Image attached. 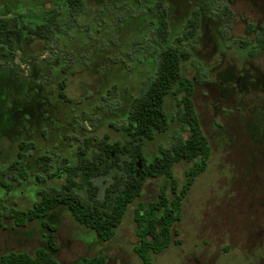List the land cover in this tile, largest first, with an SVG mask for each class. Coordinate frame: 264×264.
<instances>
[{
	"label": "rangeland",
	"instance_id": "rangeland-1",
	"mask_svg": "<svg viewBox=\"0 0 264 264\" xmlns=\"http://www.w3.org/2000/svg\"><path fill=\"white\" fill-rule=\"evenodd\" d=\"M85 1L80 14L82 19L91 20V32L98 25L106 28L100 41L121 34L130 43L136 28H140L138 33L145 30L151 39L156 34L148 16L138 17L131 24L126 12V5L134 9L145 0ZM229 1L164 0L172 39L182 34L184 23L195 7L200 12L204 9L205 16L196 37L183 43L191 56L183 62L182 72L187 78L199 80L193 100L212 154L206 171L196 178L184 199L183 218L175 225L181 243L155 255L152 264H264V199L252 202L255 194H264V191L253 184L246 165L250 159L245 153L258 138L246 135L242 121L259 111L264 98L255 80L258 72L264 71V49L254 45L263 31L246 35L248 24L254 28L262 20L264 23V0ZM58 2L60 0H0V26L9 24L26 35L29 28L45 23L58 12L63 17L68 16V3L59 5ZM227 3L233 13L229 20L222 11ZM108 13L111 17L106 18ZM140 13V8H136L132 14ZM105 21L110 26L106 27ZM80 31L77 28L72 31L78 36L71 42L73 47L81 48L83 43L90 42L86 29ZM240 40L248 44H243L242 48ZM116 50L119 54L126 47ZM151 51L147 49L146 55H151ZM57 52L55 42L49 38H36L24 48L18 46L9 51L0 46V259L10 252L34 255L38 249L48 248L49 229L39 220L27 223L22 213L32 210L40 201V191L62 187L65 174L64 171L58 174L59 165L64 158L76 163L84 137L123 140V133L117 129L126 123L135 95L154 71L148 59H142V64L133 60V68L127 71L120 65L107 64L104 69L100 67L104 71L102 76L108 69L112 73L109 81L105 77L103 82L84 66L77 65L75 74L68 79L67 94L73 100L70 103L58 95L57 82L63 77L60 72L43 67L46 77L38 73L32 78L33 70H38ZM102 60L100 55L91 65L97 66ZM244 71L249 72L255 82L241 92L243 81L238 79ZM45 81L48 82L46 89L38 93L37 85ZM114 84L117 87L113 94L106 96L104 86L112 88ZM165 105L170 126L154 140L147 141L145 152L149 157L189 135L177 118L176 97L169 95ZM89 118L91 122L84 120ZM21 143L27 144L23 149L22 170L9 172L8 167L19 159ZM42 155L53 158L49 172L56 174L54 177H49L41 168ZM190 165L183 161L174 167V175L181 185ZM109 180V177L99 178L95 184L103 191ZM162 184L163 178L146 183L141 198L130 205L115 237L108 242L99 240L94 231L75 221L67 206L53 209L50 221L56 227L58 251L54 255L58 264H84L85 258L97 255H104L108 264H143L134 250L138 244L135 210L140 202L148 204L155 200ZM78 191L85 194L83 190Z\"/></svg>",
	"mask_w": 264,
	"mask_h": 264
},
{
	"label": "trees",
	"instance_id": "trees-1",
	"mask_svg": "<svg viewBox=\"0 0 264 264\" xmlns=\"http://www.w3.org/2000/svg\"><path fill=\"white\" fill-rule=\"evenodd\" d=\"M63 2L69 5L67 17L58 12L45 23L29 28L26 35L21 29L9 24L0 26V46L7 51L18 46L24 48L25 44L32 43L36 38H49L55 42L58 52L52 55V61L46 60L38 70H33V79L38 73L46 77L43 67L60 72L63 77L57 82L58 95L63 101L72 103L73 100L67 94L68 79L75 74L77 65L84 66L103 82L105 77L108 81L110 79L111 71L105 70L106 73L102 76L104 71L100 68H106L107 64L114 67L120 65L127 71L133 68V60L142 64V59H148L154 66V71L144 80L140 91L135 95L126 116V123L117 129L123 133V140L84 137L77 151L76 163L72 164L64 158L62 165H59L58 174L62 171L65 174L62 187H50L40 191V201L32 210L22 213L27 223L39 220L49 229L48 248H40L34 255L28 252H10L1 257L0 264H58L54 255L58 251L53 233L55 227L45 218L60 205L67 206L75 221L94 231L99 240H112L130 205L141 198L146 183L150 179L163 178L158 197L148 204L140 202L134 215L138 237L134 250L143 264H152L155 255L164 252L173 244L181 243L177 238L179 231L175 225L183 218L184 199L196 178L206 171L212 154L210 141L203 132L193 100L195 85L199 80L196 77L187 78L182 72L183 62L191 56L183 43L196 37L200 28L199 15L193 14L184 23L182 34L172 39L164 0H145L142 6H136L141 10L140 15L133 16L136 8L132 9L128 5L126 12L130 16L131 24L138 17L148 16L149 23L154 26L152 31L156 30L152 39L145 30L138 33L140 28H136L130 43L121 34L110 37L108 41H100L103 29L106 28L102 29L98 25L91 32V20L81 18L80 10L86 1L60 0L58 3L60 5ZM225 10L230 13L228 17L231 18L232 13L227 6ZM0 13L1 16L2 12ZM144 13L147 15H143ZM108 17H111L109 13L106 18ZM121 21L124 23L125 20L121 18ZM104 23L106 27L110 26L108 22ZM75 28L80 29V32L86 29L89 35L90 42L86 41L81 48L71 44L78 37L72 34ZM124 45L126 50L118 54L116 49ZM85 47L89 49L86 50ZM147 49H152L149 56L145 53ZM100 55L103 56L101 64L92 66V61ZM47 84L45 81L43 85H37L40 87L37 92L45 90ZM116 87V84L112 88L104 86L106 96H111ZM169 95L176 97L179 107L177 118L189 135L187 138H179L172 147L163 148L159 154L149 157L145 152L147 141L154 140L157 134L166 132L170 126L171 119L165 105ZM84 120L91 122L92 119ZM26 146L25 143L21 144L19 159L8 167L9 172L22 170L21 163L25 158L23 149ZM183 161L191 165L186 169L185 181L181 185L174 175V167ZM52 162L53 158L49 155L39 158V164L49 177L56 175L49 172ZM103 177H109L110 180L102 191L95 184V180ZM78 190H83L85 194ZM84 264L108 262L104 255H97L85 258Z\"/></svg>",
	"mask_w": 264,
	"mask_h": 264
},
{
	"label": "flooded vegetation",
	"instance_id": "flooded-vegetation-1",
	"mask_svg": "<svg viewBox=\"0 0 264 264\" xmlns=\"http://www.w3.org/2000/svg\"><path fill=\"white\" fill-rule=\"evenodd\" d=\"M229 2H231V0ZM200 5L201 4L199 3L198 6H200ZM226 6L228 7V9L232 13V10H231V8H230L228 3H227ZM203 10L204 9H202V11L200 12L199 9H197V7H195L193 9V12L191 13V16L193 14H195V13L199 15L200 27H201V25L203 23V18H204L203 17V15H204V11ZM222 11H223L224 16L228 20L233 17V13H232L231 18L228 17L230 15V13H227V11L225 10V6L222 9ZM191 16L189 18H191ZM189 18H187V20ZM262 31H263V34L262 35L260 34V37H257V41H256V43H254V45H258V46H256V48L264 49L263 47H261V46L264 45V23H263V20H262L261 23H258L256 25H254V28H252L250 26V24H248L247 30H246V35L247 36H251L252 32L260 33ZM240 41L242 43V46L240 45L242 48H243V44L244 45L248 44L244 40H240ZM252 42H253V40L250 41V44H253ZM258 73H259V76L256 77L255 80L260 85V89H261V91L264 94V71H259ZM238 80H242L243 81L242 84H241V88H240L241 92L244 91V90L246 91L249 88V86H251L252 83L255 82V80H253L252 75L249 72H247V71H244V73H241V75L239 76ZM242 121L244 123L246 135L252 136L251 138H253V137L254 138H258V140L255 141L254 146H252L251 148H248L246 150V152H245V153H247V158L250 159L249 163L246 164V165L249 166L250 176H251V180H252L253 184L255 186H257L258 189H259V186H260L261 190L264 191L263 190V188H264V98L263 97L261 99L259 111L256 114H251L249 116L247 115ZM21 144H24V143H21ZM21 144H20V148H21ZM261 193H259L258 195L255 194V197L253 198L252 202L262 201L264 199V194H261ZM51 212L46 217V218H48V222L50 224H51V221H50ZM255 215H256V218H257L258 213L255 214ZM52 226H54V225H52ZM44 227H46V226H44ZM258 228L261 229V226H259ZM55 230H56V227H55ZM55 230L53 231L54 235H55ZM55 240H56V235H55Z\"/></svg>",
	"mask_w": 264,
	"mask_h": 264
}]
</instances>
